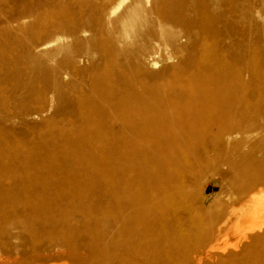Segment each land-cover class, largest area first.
<instances>
[{"label":"rangeland","instance_id":"374dc122","mask_svg":"<svg viewBox=\"0 0 264 264\" xmlns=\"http://www.w3.org/2000/svg\"><path fill=\"white\" fill-rule=\"evenodd\" d=\"M115 1L0 0V264H97L93 251L103 242L109 248L113 209L99 210L96 194L109 183H96L97 170H85L99 165L98 159L83 154L80 164L68 152L86 146L79 141L80 111L90 113L93 103L80 106L79 100L101 88L114 98L123 74L156 83L172 96L160 114L188 116L193 102L173 97V91L193 92L197 5L217 15L229 11L220 24L228 28V57L247 59L254 48L264 63V0H140L139 6L127 0L110 14ZM135 5L136 22L147 21L129 35L119 19ZM159 24L174 33L172 40L156 35ZM140 42L157 64L146 60L136 73L132 57ZM237 66L243 69L242 59ZM177 70L180 80L173 78ZM250 87L259 88L254 82ZM256 128L246 138L255 149L239 136L205 145L194 139L185 144L186 163L168 167L184 175L182 185L197 204L182 208L181 239L170 234L173 240L162 242L158 264H264V227L248 230L253 210L242 194L248 160L258 166L255 186L264 193V121ZM89 179L93 183L86 184Z\"/></svg>","mask_w":264,"mask_h":264},{"label":"bare ground","instance_id":"6f19581e","mask_svg":"<svg viewBox=\"0 0 264 264\" xmlns=\"http://www.w3.org/2000/svg\"><path fill=\"white\" fill-rule=\"evenodd\" d=\"M126 2L116 0L110 14L118 11ZM140 3L137 0V5ZM138 6L129 7L125 15L120 16L123 33L138 32L142 22L146 23L144 19L136 22L139 18ZM227 13L229 11L217 15L201 4L195 7L193 76L189 77L193 81V92L182 89L173 91V97L193 102L194 108L188 116L160 114L159 109L170 106L172 96L160 92L156 83L146 85L137 77L129 78L123 74L119 79V92L114 98L101 88L89 100H79L80 106L86 101L93 103L90 113L80 111L82 132L79 141L86 146L70 147L68 152L77 155L74 159L80 164L83 154H92L98 159L99 165H88L85 170H97L96 183H109L108 187L96 194L99 210L107 207L113 209L109 248L103 242L93 251L98 257L97 264H158L162 242L173 240L171 236L181 239L179 220L182 208L188 203L196 205L197 201L182 185L184 175L168 167L186 163V143L200 138L198 142L203 145L208 142L216 144L239 136L245 146L256 148L249 145L246 138L257 134V125L264 121V63L260 62L254 48L247 50V59L237 53L228 57L231 50L228 28L225 24L220 26ZM154 31L165 41L174 37V33L161 24ZM58 39L57 36L55 40ZM143 47L140 42V47L133 52L136 73L141 64L151 58V53ZM241 59L243 69L237 66ZM150 61L154 68L157 61ZM179 71L173 75L174 80L183 78ZM106 78L109 79V76ZM253 82L258 84V89L250 87ZM245 110L249 113L246 114ZM234 120L238 124H234ZM96 125L102 129H96ZM108 133L110 141L107 139ZM168 145L175 147V150H167ZM108 157L111 159L109 166ZM245 166L249 178L242 183V194L249 199L247 204L253 210L249 219L245 217L248 221L245 220L248 230L254 231L264 227V193L259 194L255 186L261 180L258 166L250 160L245 161ZM93 180L89 179L86 184L93 183ZM178 180H181L180 185L175 184ZM258 194L260 196L256 199ZM202 202L203 198L198 206H202ZM239 208L242 211L244 207ZM187 219L190 220V217ZM69 251L76 252L70 246Z\"/></svg>","mask_w":264,"mask_h":264}]
</instances>
